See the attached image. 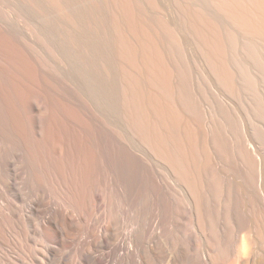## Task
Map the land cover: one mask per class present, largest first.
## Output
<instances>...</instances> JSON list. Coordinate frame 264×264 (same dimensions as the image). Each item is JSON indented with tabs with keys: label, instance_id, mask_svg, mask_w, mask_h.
<instances>
[{
	"label": "bare ground",
	"instance_id": "1",
	"mask_svg": "<svg viewBox=\"0 0 264 264\" xmlns=\"http://www.w3.org/2000/svg\"><path fill=\"white\" fill-rule=\"evenodd\" d=\"M27 1L28 3L31 4L34 0H27ZM44 1L49 6L55 8L58 12H60L63 15V17L68 21L73 23L77 20L79 22L83 21L84 23L83 25H86V27L88 28L87 31L91 35L93 34L96 35L94 40L96 42L93 41L94 44L92 45L90 43L91 45L89 44V46L94 51L99 50L100 54L97 55L101 59V69L103 70L102 72H105L106 77H108L107 74L115 70V68L116 70H119V71H115L118 74L121 71L122 73L127 75L126 78V75L124 76L123 74L124 77L122 78V79L126 78L128 80L125 84V87H123V93H121L122 96H124L122 100L123 102L121 104L122 109H120L121 112L116 111L119 110L118 108H115L116 109L115 111L112 110L111 111L114 114L115 113L118 114V121L119 120L120 122L121 120L124 121V123L123 122L122 123L123 125L125 124V128L126 126L128 127L127 129H129L131 136H129L128 138V136L125 137L117 134V135H111V137L109 136V138L108 137L102 139L98 138L99 139L98 141H90L91 144L90 143L89 144L91 146L88 145L87 142L85 141L86 144L90 147L85 146L87 147V149H85L84 147V150H89V153L86 156V158L82 157L84 158L83 164L85 167L84 173L81 176L82 178H80L81 179L80 182H82L81 183L82 185L78 186L79 184L77 183V180H76V184L78 185L73 184L72 186L71 184L72 189L73 188L74 189L73 191H68V192H72L70 199L68 195L69 200L66 201L65 199L62 200L63 198L61 197L62 196L61 194H63L64 192L63 187H62L63 191L62 193H60L59 190L54 186L55 183L53 186H49V184L52 185V181H50L51 183L47 185V183L46 184L43 183L44 181H41V179L40 181L38 180L39 179L38 175L35 178L31 177L30 174L33 172V170L31 172V170L28 169L30 168L29 163H31L33 167L32 169H34V167H36V163L38 162L34 160L35 159L34 156L32 157L31 155H27L29 149L27 153H25V151L22 149L20 150L21 152H18L19 149L17 152H15L16 150L13 151L14 150L13 143L17 142L13 140V137H15L14 135L18 136L20 134L18 138L21 136L20 138L22 139V137L26 134L27 137L26 135L24 137H26V140L30 139L29 142L30 144L32 142L35 145L34 147L37 150L35 151L38 153V156L43 163L45 162L44 156L45 158L48 159V161L50 160V157L53 156L54 163L52 160V164H54L53 167L55 168L54 171H56L55 174L56 176L60 175V177H63L67 171L66 172L62 171V174L64 173L63 175L61 174V172L59 174V171L63 169V166H66L64 165L66 162L64 161L65 158H63L62 162L64 164L62 165L61 164L62 159L60 158L63 157L62 155L64 154L63 152H65L67 150V147L68 146L70 147L71 144V142H68L67 147H65L66 145L65 142H63V140L65 141L67 140L64 139L65 136H67L65 134H68L67 137L69 138L70 133L71 132L74 133V130L76 128L75 129L72 128L71 129L72 131L68 130L67 131L68 133L67 132L64 133L63 130L65 128H63V126L61 127L60 125L57 126L58 123L55 121L54 124L57 123L55 126L54 124L51 125L52 122L51 123L48 122L50 126L46 127L48 123H46L45 121L44 123H46L45 124L46 128L43 126L44 123L42 124L41 120L43 121L44 118L43 117L40 118V116H43L41 115V113L43 112V110L45 113V109L49 107H46L47 104L44 103V101L46 100L45 99L46 96L44 98V96H40L38 95L39 93L37 94L36 92V89H38L37 84L39 82L36 80L38 82L36 84V81L34 79H36L37 77L34 78L35 75L32 76L31 75L32 70H30L34 68H31L32 66L31 67L27 66L28 63L25 66L26 62L24 63L22 61V58L20 57L22 55L18 56L19 53L16 54L15 51L17 48L15 47L16 48L15 49L12 47L13 43H10L11 42L9 41L10 39L8 40L3 33L2 34L4 36L0 34V264H163L164 259L167 258L166 257L167 253L163 248L164 246L162 247L160 243V236H161L160 233L162 230L161 224L163 222V218H162L163 215L160 217L158 204L160 205L163 203V205L166 207L169 206V204H173L175 200V195L178 192H180L179 195H183V196L185 195L187 199L186 211L195 219L197 223L196 225H198V228H200L201 236L207 245L200 258H197L195 260H190L187 254L184 253L185 251L183 252L181 250L180 251L181 256L178 255L177 257L175 256L172 259H174V261H176L177 259V261H180L181 264L182 263L207 264V261L209 260L210 257L209 255L211 254L210 252L213 251V247H214L213 239H211V233H212L211 221L208 218V213L210 211L208 204L211 201V195L215 189L211 186L203 184L202 182L199 181L196 182L195 180L196 175H194L195 171L192 169L193 167L192 168L190 167L191 164H189L192 163V161H187L189 159L188 157L194 159V155L197 154V152L192 153L194 150L193 148L194 146L191 147L193 145L192 144L193 142L191 143L190 141H194V143H196L195 142L196 140V141H200L201 143H205L207 146H210L212 152L215 154V156L218 157L219 156L222 157L227 153H228L227 155H229V152L226 150L227 149L226 147L229 144L223 141L224 143L223 147L225 149L223 150L221 141L220 143L216 141L218 144L215 143L212 145H209L207 143V141L205 140L203 130L200 128L198 124V117L196 116L197 109L194 111L195 108H193L192 111H194L195 113L191 112V110L190 111L188 110V107L192 105L189 104L188 106L186 104L189 102H187L188 98L187 99L185 98L187 95H185V97L183 96L184 95L183 93L185 92H183L182 93L183 95H181V97L182 96L184 97V98L182 97L184 100L181 103H183L184 106L187 105L188 107L183 108L184 106L181 107L182 104L180 105V107L183 108L184 110L186 109L187 111L186 110L184 111L181 108L179 109L178 107L179 105L177 106L175 102L176 98L173 95L174 92H172V89L174 90L175 88L173 86V80H172L173 71L171 70L170 66L167 65L169 59L168 62L165 61L166 56L164 55L165 53L162 46L164 44L162 42L165 41L164 35L168 36L171 40L173 39V41L174 40L176 41V35L173 29L171 28V26L169 25L170 23L160 24L161 23L160 22L159 25L161 26L157 24L156 27H154L155 25H153V23L155 22H153L152 23L153 26H152L150 23L151 20H149L146 16H144L141 13L142 9L135 2V0H103L102 5L104 6L103 7L104 9L107 6L109 7L112 6L111 14L115 10L114 15H112L113 18L110 19V21L105 17H103L102 15L100 16L101 13L99 12V10H96V8L98 7L95 6V3H97L96 0L95 3L92 2L94 0H44ZM150 2L151 1H148L147 3ZM188 2L189 1H187L186 4L183 5L184 8H182V9H186V11L187 10L189 11L191 9V11L188 12V15L189 13L193 12L190 14L191 16L189 19L190 23L187 22V24L194 32V37H197L196 40L198 39V37H201L205 42L203 43L204 47L205 45L208 47V48L206 47L205 51H207L208 49V52L210 51V54L212 55V58L210 57L211 55L209 56L212 59L211 60L212 62L209 60L211 63L210 68H212L211 70L214 71V73L218 75L223 82L232 85V79L234 73L231 72L229 68H227L228 65L226 62L228 58H230L229 53L232 54L235 49L236 50L239 49V46L241 44L240 41L242 40V39L240 40V37L243 38V36H245L249 38L250 40L244 37L246 41L248 40L252 42V44L249 42L250 46L256 44V46L255 45L252 46L253 52L256 51L255 49L257 48V43L259 40H262L264 43V0H199V3L195 2L196 4L195 5L193 4L195 6V9L194 7L190 8L191 5L190 3L188 4ZM91 3H93L94 6L91 5ZM70 4H79V6L81 7L83 6L84 8L81 7L77 8L78 10L76 14L70 13L69 10L67 9V5ZM153 4L155 3L153 2ZM153 4H150L151 8L152 6L154 7L156 5ZM99 8L100 7H98L97 9ZM80 9H82V11ZM95 11H98L100 14L99 13L97 14ZM180 22L182 21L180 20ZM174 25H176V23ZM157 27L158 29L154 30V28ZM111 28L115 31V32L113 31L114 32L113 38L112 36H110ZM161 34L163 35V39H161L162 36ZM196 40L194 38V41ZM253 41L256 43H253ZM166 42H168V40ZM247 42H244L246 43L244 44L245 46L246 45L248 46ZM111 43L114 48H112L113 54L110 55L109 48L112 47ZM259 44H261L260 41ZM227 45L230 47V48L228 47V49L233 50V52L227 51L228 50ZM262 47L264 50V46ZM40 51L41 50H39L38 52L40 53ZM26 52L32 55L28 50ZM23 54H25V52ZM54 54H55V59H57L60 62V66L64 64V66H66L67 68L69 64L67 60L68 58L66 59L65 56L62 53H60L57 49H54L53 55ZM225 54L229 55L227 56L228 58L226 57V62H225ZM254 55L257 56L258 53L257 55L253 54L252 56L255 57ZM216 60L219 62L216 63ZM260 60H258V63ZM111 61L113 64L111 63ZM111 66L114 69L111 70ZM241 67H243V65ZM207 69H208V65H207ZM34 73L36 74L35 71L33 72V74ZM126 79L122 81L125 82ZM81 80L84 81V79ZM48 81L49 80H47V82ZM40 85L39 87H41ZM48 85L50 84L48 83ZM50 86L48 88H52ZM226 88L228 89V87ZM88 89H90L89 84L87 91ZM91 90H89V92ZM94 90L92 91L94 92ZM35 93L37 97L39 96L45 99L43 101L44 104L38 103L39 101L37 102L36 99L33 100V98L36 97L34 96ZM53 95L55 96V94ZM97 95H99L98 91H97ZM104 95H106V93ZM115 95L116 94H114L113 96ZM111 96L112 95H110V97ZM49 97H51V94ZM41 98L40 100H43ZM56 98L59 97L57 96ZM55 99H52L53 103H55L54 102ZM56 103H58V100ZM24 104L26 106L28 104V106L25 108L23 106ZM19 106H22V108L24 107V109L26 110L28 109V107H30L29 110L31 109L33 113L32 116L30 117L28 116L30 115L29 110H27L26 113H24L25 110L20 109ZM112 106H114V104L111 105V107ZM107 107L108 106H106V108ZM18 108L21 111L23 110V112L21 113L25 114L23 115L24 117L26 116L27 112H29L27 116L29 119L31 118L30 121H28L29 119L27 120L26 117L23 118L26 119V121L25 120L23 121V123L26 122V124H23L21 123L20 120L19 121L17 120L19 115H15V113L16 110L18 112L19 110ZM112 109L114 110V107H112ZM20 110L18 112L19 114H21ZM184 112L185 114L187 113L188 117L193 115V118L192 117L188 118L187 115L184 114ZM56 113L58 116V117L56 116L57 119L60 117L59 116L60 114L58 112ZM188 113H190V115ZM51 114L50 116H52ZM53 115L55 116L56 114L53 113ZM20 116H22V114ZM63 116H65V114ZM47 117L49 116H46V118ZM14 118L20 123L17 122L15 123ZM67 118L69 119L68 116ZM87 118L88 117H86V119ZM52 119L50 120L52 121ZM70 119L68 121H70ZM72 119L74 118L72 117ZM63 120L62 117L61 120L58 119V122H60L59 124H62L61 122ZM98 120L99 119H97V121ZM65 121L66 120H64V122ZM73 121L76 122V120ZM101 121H103V119ZM107 123L108 122H106V124ZM76 126H78V123L76 124ZM181 126L185 128L184 129L186 133L185 135L183 133L184 131H182V133L179 132L183 128ZM73 127H75V125ZM85 127L83 128L82 125V128L84 129L83 132L85 131ZM106 127H108V125ZM79 128H81V126ZM60 129H62L61 131L63 132L64 136H60L63 135L62 133L60 134L61 132ZM16 131H18L19 133L16 134ZM20 131L25 134L22 133L23 134L22 136ZM44 131L47 133L43 134ZM64 131H66V129ZM113 131L117 133L116 130ZM80 132L82 131H79V134ZM49 133H51L52 135L54 134L53 136L52 135L51 136L55 138L54 139L52 137L50 139H47V137L44 138L46 135L49 136ZM97 133L99 135L100 132ZM74 134L72 135V137L74 136ZM179 134L184 135V137L187 138L188 142H190L192 145H189V143H187L188 146H186L185 142L187 139L182 137V139L184 138L185 140L183 145L180 139L181 136L179 137L177 136ZM90 136H92V134ZM61 137H63V140ZM79 138L81 139L82 136L81 137L78 136V139ZM74 139L73 141L75 143ZM78 139L76 140L81 145L83 139L82 140L79 139L80 141ZM69 140H71V137ZM27 142L25 141L26 144ZM20 145H21L20 147H23L22 143ZM80 145L78 147H80ZM100 147H102V149L105 147L108 149L109 147L114 150H117V152L122 151V153H124L122 154V156L121 154L116 155L117 156L116 158L113 156L115 162V163L113 162V164L117 165V169L116 167L112 168L113 170L116 169L114 171L110 169L112 174H110L109 177H107V173H103L104 170L102 169V167H100L101 166L100 164H102L103 166L104 163H101L99 159L98 160L100 162L98 160H97L98 162H96L98 166L97 169L99 170L92 171L93 168L96 166L95 163H93L94 159L97 157L96 152L100 153L101 151L99 150H102L100 149ZM32 148L31 150L35 152L33 150L34 148L33 149ZM219 148L220 149L222 148L223 150L222 152L225 151L224 154L220 152L222 154L220 155V153L218 152L220 151ZM46 149H48L47 150L48 152L46 151ZM78 149L76 148V151L75 150L74 151L77 152ZM31 150L30 152H32ZM68 150L70 151L71 149L68 148ZM68 150L67 152H65L67 156L66 158L67 161H69L67 155V153H69ZM114 150H111V152L112 151L114 152ZM23 151L24 153H22ZM45 151L47 153H45ZM72 151L73 150H71L70 152ZM77 153H79V151ZM44 154H48V156L49 155L52 156L46 157V155ZM69 154L71 156V153ZM85 154L86 152L80 155L77 154L76 156L81 157V155L85 156ZM99 155L101 154H98V156ZM254 155H256L255 148L252 145L249 146L247 145V147L245 148V153L242 157V163L244 166L242 168L238 167L237 170V176L240 178V184L234 185L232 183L225 181V185L221 188V192L224 195L223 200L225 202H229L230 204H235L236 201L241 197H247L250 200H254L253 205L259 211H261V214H263L264 216V194L259 185L260 183L258 184L255 182L259 177L258 178L256 177L258 175V173L255 172L256 167L255 169H253L254 161L252 159V156ZM35 156L37 155L35 154ZM185 156L187 157L186 158L187 160L185 159ZM28 157L32 159L34 158L33 162L35 161L34 162L35 166H33L32 164L33 162L30 161ZM73 157H75L74 154ZM36 159L39 161L37 157ZM104 159L106 158L104 157ZM73 161H71L72 162L71 164H73ZM77 161L80 162L79 159ZM111 161L112 160H110V163ZM160 163L163 165V170H164L162 171L163 173L161 172L163 174L162 176L158 170ZM71 164L69 165L71 166ZM92 164L94 165V167ZM39 165L37 164V166ZM59 165L60 166L62 165L61 169H59L60 167ZM40 166L47 167L51 165L42 164ZM53 167H51V169ZM89 167L90 168L93 167L92 170L91 169L89 170ZM69 168L71 170L72 166ZM42 169L46 171L45 168ZM192 170L194 172H192ZM77 171L79 172L78 169ZM71 172L73 173L74 170H71ZM47 173L48 171L44 173L46 174L45 175L46 177L47 175H51L52 170L50 171V174ZM192 173L195 176L194 181H193ZM255 173H257V175H255ZM39 174L43 175L42 172ZM81 174L82 173H80V175ZM40 175L39 177H41ZM50 177H55V176L53 175L49 176L48 179ZM60 177L59 179H62ZM36 179L38 181H35ZM51 179L52 178H50V180ZM66 179L68 178L65 177L64 181H66ZM260 179L261 178H259L258 180L260 181ZM57 180L58 179H56V181ZM70 180L71 178H69V182ZM62 181L58 180V182H62ZM176 181H178V183H176ZM58 182H57L58 185L62 184ZM73 182H75V180ZM66 185H68L67 182ZM71 186L69 185L70 188ZM65 188L67 190H70V188L67 187ZM59 189L61 190V188ZM230 220L235 225L242 228V230L245 229L247 232L246 234H248L247 236L248 241L249 239H251L250 243L251 242L252 244L255 243L257 249L264 253V220L263 222H261V225H259L260 227L256 228L257 232H255L253 236L251 235V230H250V226H252L253 224L251 223L252 225H249L250 221L248 219H247L248 221H246V219L244 220V218L241 220L231 218ZM215 225L217 229L220 231V233L224 235L225 233L224 221L221 218H218L215 220ZM164 231L165 230L163 229V232ZM249 234L251 236H249ZM244 254L245 255H242V261L240 258L241 264H250L249 261L250 257L248 258L250 251L248 250V253L246 252ZM221 263L232 264L233 262L223 263L222 261Z\"/></svg>",
	"mask_w": 264,
	"mask_h": 264
},
{
	"label": "rangeland",
	"instance_id": "2",
	"mask_svg": "<svg viewBox=\"0 0 264 264\" xmlns=\"http://www.w3.org/2000/svg\"><path fill=\"white\" fill-rule=\"evenodd\" d=\"M99 1H100V3H99ZM148 1H151V2L153 1L156 5L153 4V2L147 3ZM148 1L147 0H135V2L142 9L141 13L144 16H146L149 20H151L150 21L151 25L153 22H155V23H153V25H155L154 27H156L157 24L159 25L160 22H161L160 24H162V23H164V24L168 23L169 24L170 23L169 25L171 26V28L173 29V31L175 32V35H176V41L177 42L175 40L173 41V39L171 40L168 36L164 35L165 41L162 42V43H164L162 46H163V50L165 53L164 55L166 56L165 61L168 62V59H169V62L167 63V65H169L171 70L173 71L172 80H173V86L175 88L173 87L174 90L172 89V92H174L173 95L176 98L175 102H176L177 106L179 105L178 106L179 109L182 106H184V104L181 102H183V100H184L183 98L185 97V95H187L185 98L186 99L188 98L187 102H189V103H186V102H184V103H186L188 106H189V104L192 106H189L190 107V109H189V107L185 104L186 106H184L183 108L188 107V110L189 111L191 110V112H194L197 109L196 110L197 111L196 116L198 117V124H199L200 128L203 130L205 140L207 141V143L209 145H212V144L217 143L216 141H218V143H220V141H221V145H222L223 150H225L223 147V144H224L223 141H225L227 144H229L226 147L227 148L226 150L229 152V155H227L228 154L227 153L226 155H223L224 156V158H223V156L222 157L221 156H219V157L215 156V154L212 152L210 146H207L205 143H201L200 141L195 140L196 143H194V141H190L191 143L193 142L192 143L193 145H192L190 142H188V139L184 137V135L186 133L184 131L185 128L183 126H181V127H183L182 128L183 130L180 127L181 130L179 129L180 130L179 132L182 133V131H184L183 132L184 135H182V134L177 135L178 137L181 136L180 139H181V143H183V145H184V141H185L184 138H185V139H187L185 142L186 146H188L187 143H189V145H192L191 147L194 146L193 147L194 150L192 148V150H193L192 153L197 152V154L194 155V159L192 158L193 160L190 157H188L190 160L189 159L187 160L186 159L187 157L185 156V159L187 161H192V163H189V162L188 163L191 164L190 167L191 168L193 167L192 169L195 171L194 172L192 170V172L195 173L194 175H196V179H195L194 178L195 176L192 173L193 181L195 179L196 182H198V181L202 182L203 184L211 186L215 189L211 195V201L208 204L209 205L208 207L210 210L208 213V218L211 221V230H212L211 231L212 232L211 233V239H213L214 247H213V251L210 252L211 254L209 255L210 257H209V260L207 261V264H220L222 261H223V263L233 262L232 264H241L240 258L242 261V255H245L244 253H246V252L248 253V250L250 251V254L248 256V258L250 257L249 258L250 264H264V253L257 249V246L255 243H253V244H252V242L250 243L251 239H249V241H248V238H247L248 234H246L247 232L245 229L242 230V228L235 225L230 220L231 218H235V219H239V220L244 218V220L246 219V221L249 220L250 221L249 225L253 224L252 226H250L251 235L253 236L254 233L257 232L256 228H259L260 227L259 225H261V222H263V220H264L263 214H261V211H259L253 205L254 200H250L247 197H241L240 199H238L236 201L235 204H230L229 202H225L223 200L224 195L221 192V188L225 185V181L232 183L234 185L240 184V178L237 176V170H238V167L242 168L244 166L242 163V157L245 153V148L247 147V145L248 146L252 145L256 151V155L252 156V159L254 161L253 169H255V167H256L255 172H257L258 175H257V173H255V175H257L256 176L257 178L258 177L261 178L260 181L258 180L259 179L258 178L257 181H255V182L258 184L260 183L259 185H260L261 190L264 194V67H263L264 66V59H263L264 58V50L262 47V46H264V43L262 40H259L260 43L262 44V46H261V44H259V41H258L257 48L255 49L256 51H254L255 53L252 50V46L253 45L256 46V44H253L252 46H250L249 44L250 43L252 44V42L248 41V40H247L248 41L247 42L245 40V38H247V37H245V36H243V38L240 37V40L241 39L242 40L240 41L241 44H240L238 50L235 49L233 52V50L228 49L229 46L227 45V49H228L227 51L233 52L232 53L233 55L231 53H229L230 56L228 54H225V62H226V57L229 56L231 59L227 57L228 60H230V61L227 60V62H226L228 65L227 68H229V70L234 73V76L232 79V85L226 84L225 82L222 81V79L218 75H216L214 73V71L211 70L212 68H210V65H211L210 61L212 60L211 59L212 55L210 54V51L208 52V49H207V51H205L207 46L205 45V47H204V45H203V43H205L204 40L201 37H198V39L196 40L197 37H194V32L192 31V29L187 24V22L190 23L189 22V19L191 17L190 14L193 12L189 13V15H188V12H190L191 9L189 11L188 10L186 11V9H182V8H184L183 5H185L187 1H189L188 4L190 3V5H191L190 8L194 7V9H195L194 5L196 3H199V0H197L198 2L196 0H194V1L193 0H186V1L185 0H183V1L182 0H169V1L168 0H148ZM92 2L95 3V0ZM96 2L97 3H95V6L100 7L99 9H97L98 8L97 7L96 10H99V12L101 14L98 11H95V12L97 14L99 13L100 16L102 15L103 17H105L106 19H108L110 21V19L113 18L112 15H114L115 10L111 14V11H112L111 7L112 6L111 7L107 6L104 9L103 8L104 6L102 5L103 0H96ZM173 3H175V4H173ZM150 4H153L155 6L154 7L152 6V8H151ZM91 5L94 6L93 3H91ZM157 5H158V8H157ZM190 5H188V6H190ZM178 6L181 8H179ZM80 7L81 6H79V4L67 5V9L69 10V12L74 13V14H76V12L78 10L77 8H80ZM81 8H84V7L82 6ZM80 10L82 11V9H80ZM183 11H184V13H183ZM83 13H84V10H83ZM187 15L189 16V18ZM180 20L182 22H180ZM77 21H75L74 23L68 21L67 19H65L63 17V15L60 12H58L55 8L49 6L44 0H34L31 4L28 3L27 0H0V32H1L0 34L1 35L4 34L8 40L10 39L9 40V41H11L10 43H13V46H12V44H11V46L13 48L16 47L18 49L17 50L15 48L16 49L15 52H16V54L19 53L18 56L22 55L20 57L22 58V61L24 63L26 62L25 66L28 63L27 66H29V67L32 66L31 68L35 69L34 70V69L29 68L30 70H32L31 75L32 76L35 75L34 78L37 77L36 79H34V78H32V79H34L35 81L37 80L39 82L38 83L36 81V84L38 83L37 84L38 89H36V92H37V94L39 93L38 95L44 96V98L46 96V98H45L46 100H45L39 96L37 97L36 93H35L34 96H36V97L33 98V100L36 99L37 102L39 101L38 103H43V101L45 100L44 103L47 104L46 107H49L47 109L44 108L46 116H49V117L46 118L44 110L42 112L43 114L41 113V115H43V116H40V118H42V117L44 118L43 121L41 120L42 124L44 123V121L46 123L52 122L51 125L54 124L55 122H57L58 123L57 126L60 125L61 127L63 126V128L66 129V131H64L65 129L63 130L64 133H66L68 130L72 131L71 130L72 128L73 129L76 128L75 129L76 132L74 130L75 134L73 132H71L69 135L71 137L72 141L69 140L70 137L69 138L67 137L68 134H65V135H67L64 138V139H67L66 141L63 140V137H61L63 142H65V145H66V146L65 145H63V146L67 147L68 142H71L72 145L69 143L70 147L68 146L67 150H68V148L73 150L72 152H70L71 150L70 151L68 150V152L71 153V156L69 153H67L68 160L70 162L67 161V159H66L67 158L66 153H65V152H67L66 148H65L66 151L63 152L64 154H62L63 157L60 158V159H62L61 162L63 161V158H65L64 161L66 163L64 164L62 162L61 164L62 165L64 164L66 166H63V169L61 171H59V170L58 171H59V174H60V172L62 174V171H64V172L67 171L65 173L66 176L64 175L63 177H60L59 174H57L59 176H56V174H55L56 171H54L55 168L53 167L54 164H52V160L54 163L53 156L52 155L48 156L49 153L44 154V155H46V157H50V156H52V157H50V160H49L51 162L50 163L48 161V159L45 158V156H44L45 162L43 163L40 160L38 153L36 152L37 150L34 147L35 145L31 142V144L33 145V148H34L33 149L32 145L29 143L30 139L26 140L27 135L21 131H20L21 134L23 133L26 135V137H24L25 135L23 136V134H22V136L24 137L25 140L22 137V139L24 140L23 141L20 138L21 136L18 138V136L20 134L18 136L14 135L15 137H13V140L17 141L16 142L17 145L13 141L14 142L13 143V148H14L13 151L16 150L15 152H17L19 149L18 152H21L20 150L22 149L25 151V153H27L28 149H29V152L27 155H31L32 157L34 156L35 159L34 158L33 159L38 162V163H36L37 168L34 167V169H32L33 167L31 165V163H29L30 168H28V169H30L31 172L33 170L32 173L30 172L31 173L30 176L35 178L38 175V178H39L38 180L40 181V179H41V181H44L43 183H45V184L47 183V185L49 183H51L50 181H52V185L49 184V186H53L55 183L54 186L59 190L60 193H62V191L64 190L63 194H61L62 195L61 197L63 198L62 200L65 199V201L70 199L72 192H68V191H73L74 188L72 189V186H73V184H76V180H77V183L79 184V185L78 184H76V185H78V186L82 185L81 184L82 182H80L81 181L80 178H82L81 176L83 175L84 170H85L84 169L85 167L83 164V159L86 158V156L89 153V150H84V147L90 145L91 144L90 141H98L99 139H102L105 137L109 138V136L111 137V135H117V134L121 135V136H125V137L128 136V138H129V136H131L129 129H127L128 127L126 126V128H125V124L123 125L124 121L123 120H121V122H120V120L118 121V114H116V113L114 114L112 112V111L116 110L115 108L119 109L116 111L121 112L120 109H122L121 104L123 102L122 100L124 97V96H122L121 93H123V87H125V84L128 80V79H126L127 75L122 73L121 71H120V73L122 75L120 73L118 74L115 71H119V70H116V68H115V70L108 73L107 74L108 77H106L105 72H102L103 70L101 69V59L97 55V54H100L99 50L94 51L89 46L90 43L92 45L94 44L93 41L95 40L96 35L93 34L94 35V37H93V35H91L87 31L88 28L86 27V25H83L84 24L83 21L82 22L81 21L77 22ZM171 22H174V23H171ZM175 23L177 26L178 25H180V26H178V28H177V26L174 25ZM93 26H94V24H93ZM159 26H161V25H159ZM152 29H153V27H152ZM155 29H158V27L154 28V30ZM113 31L114 30L111 28L110 32L112 33ZM114 32L112 34L110 33V36H112V38L114 37V35H113ZM191 36L194 37L196 41H194V38H192ZM166 37H168V38H166ZM161 39H163V35L161 36ZM247 39H249V38H247ZM167 40H168V42H166ZM12 41H14L15 43ZM254 41H253V43H256ZM94 42H96V41H94ZM194 42H196V43H194ZM244 42H247L248 46L247 45L245 46L244 44H246V43H244ZM258 45H259V47H258ZM111 46H110L111 48H109L110 49L109 50L110 55L113 54L112 48H114L112 43H111ZM26 49L32 55H30L28 52H26L27 51ZM54 49H57L60 53H62L66 59L68 58L67 60H68L69 64H68L67 68H66V66H64V64H62L60 66V62L57 59H55V54L53 55ZM247 49H249V50H247ZM39 50H41L42 52L40 51V53H39L38 52ZM250 50H252V51H250ZM21 52H22V54H21ZM24 52H25V54H23ZM256 52L258 53V55ZM204 53H205V55H204ZM234 53H237V54H234ZM253 54H256L257 56L254 55L255 57H253L252 56ZM236 55L238 56V59H237ZM248 55H249V57H248ZM207 57L210 59H208ZM207 59H208V61H207ZM36 60L39 61L41 65ZM251 60H253V61H251ZM258 60H260L259 63H258ZM217 62H219V61L216 60V63ZM235 62H237L238 64ZM111 63H112V61H111ZM206 64L208 65V69H207ZM241 64L243 65V67H241L242 66ZM260 66H261V68H260ZM72 67H74L75 69ZM112 69H114V68H112V66H111V70ZM245 69H246V71H245ZM70 70H72V71H70ZM34 71L36 72V74L35 73L33 74ZM38 71H40L42 74ZM233 73H232V75H233ZM123 74H124V76L126 75V78H124V79H126L125 82H123L124 79H122L124 77ZM52 75L54 76V78ZM78 75H80V76H78ZM82 75H83V78H82ZM250 76H252V77H250ZM74 77H75V79H74ZM56 78H57V80H56ZM71 78H72V80H71ZM81 79H84V81ZM47 80H49V81L47 82ZM93 81H94V84H93ZM106 81H107V83H106ZM104 82H105V84H104ZM48 83L51 86L48 85ZM80 84L83 86H81ZM88 84H89L90 89H88V91H87ZM39 85L42 87V89H41V87H39ZM101 85H103V86H101ZM49 86L52 88H48ZM55 86H56V88H55ZM96 86H97V88H96ZM93 87H95V88H93ZM103 87H104V90H103ZM109 87L111 88V91H110ZM226 87H228V89ZM46 88L50 89V90H47ZM91 89L92 90L97 89L96 93H95V90L93 92ZM89 90H91L92 92L91 91L89 92ZM57 91H59V92H57ZM97 91H98L99 95H97ZM50 92H52V93H50ZM61 92H63V93H61ZM183 92H185V93H183ZM49 93L51 94V97H49L50 96ZM93 93L96 95H94ZM105 93H106V95H104ZM53 94H55V96ZM100 94H102V95H100ZM114 94H116V95L113 96ZM56 95L59 98H56L57 97ZM110 95H112V96L110 97ZM181 95H183L184 97L182 96L183 97L182 98ZM90 96H92V97H90ZM93 96H95V97H93ZM67 97H68V99H67ZM40 98L43 100H40ZM52 99L56 100V101L54 100L55 103H53ZM118 99H120V100H118ZM181 99H182V101H181ZM57 100H58V103H56ZM80 100H82V101H80ZM63 101H64V103H63ZM103 103H104V105H103ZM56 104H58V105H56ZM113 104H114V106H112V107H114V110L111 107V105H113ZM180 105H181V107H180ZM23 106L26 108L28 106V104H27V106L25 104ZM106 106H108V107L106 108ZM24 107L22 108V106H19L20 109H24ZM75 107H76V109H75ZM29 108L30 107H28L27 110H29ZM183 108H181V109L184 110ZM193 108H195L194 111H192ZM73 109H75V110H73ZM19 110H18V112H19ZM24 110H25L24 113H26L27 110L26 109H24ZM65 110H66V112H65ZM102 110H104V111H102ZM54 111H56L60 114V115L58 114L60 116L59 118L56 119L57 113ZM85 111H87V112H85ZM109 111H110V113H109ZM18 112L16 110L17 114L15 113V115H19V117L18 118L16 117V118L18 121L20 120L21 123H23L24 120L26 121V119H23V118L26 117L28 120L29 119L28 116L30 117L33 114L31 109L29 110L30 115H28L29 112H27L25 117L23 116L25 114L21 113V112H23V110L22 111L20 110V113L22 114L23 117L20 116L21 114H19ZM49 112H50V114L52 112V114H51L52 116H50ZM77 112H79V113H77ZM53 113L56 115L54 116ZM71 113H73V114H71ZM104 113H107V114H104ZM190 113H188V114L190 115ZM64 114H65V116H63ZM184 114H185V112H184ZM185 115H187V113ZM67 116L69 117V119L71 118L70 121H68L69 119L67 118ZM71 116L74 119H72ZM106 116H107V118H106ZM52 117L55 120H53ZM61 117H62V120L64 118V120H66V121L64 122V120H63L61 122L62 124H59L60 122H58V119L61 120ZM86 117H88V118L86 119ZM110 117L112 120L110 119ZM187 117H188V115H187ZM190 117L193 118V115L189 116L188 118H190ZM30 119L28 121H30ZM50 119H52V121ZM97 119H99V120L97 121ZM102 119H103V121H101ZM17 120L15 119L14 122L20 123ZM73 120H76V122H74ZM106 122H108V123L106 124ZM119 122H120V124H119ZM46 123L43 124L44 127H45ZM64 123H66V124H64ZM77 123H78V126H76ZM87 123H88V126H87ZM99 123H100V125H99ZM23 124H26V122ZM56 124H54V126ZM89 124L91 127L89 126ZM95 124L97 125V127ZM72 125L73 126L75 125V127H73ZM82 125H83V128L86 126L85 131L90 129V130L86 131V134H85V131L83 132L84 129L82 128ZM107 125H108V127H106ZM48 126H50L49 123L47 124L46 127H48ZM80 126H81V128H79ZM98 126L99 127L101 126V127L99 128ZM87 127H88V129H87ZM93 127H96V128H93ZM111 127H112V129H111ZM107 128H110V129H107ZM255 128H256V130H255ZM62 129H60V131ZM118 129H119V131H118ZM78 130L82 131V132H80V134H79ZM113 130H116L117 133ZM102 131H104V132H102ZM63 132L61 131L60 134L61 133L63 134ZM97 132H100L99 135ZM17 133H19V132L16 131V134ZM46 133L47 132H45V131L43 132V134H46ZM72 133L74 134V136H77V137L73 136L75 139L72 137V135H73ZM81 133H82V135H81ZM14 134H15V132H14ZM91 134H92V136H90ZM51 135H52L51 133H49V136L44 135L45 136L44 138L47 137V139H50L54 134L52 136ZM60 136H64V134L60 135ZM78 136H80V137L82 136L81 139L79 138L80 140L83 139L81 145L76 140V139H78ZM92 137H93V139H92ZM178 137H177V139H178ZM182 137H184V138L182 139ZM14 138L17 140H15ZM72 138L75 140V143H74ZM87 139L89 142L87 141ZM25 141L26 142L28 141L27 144L25 143ZM85 141L87 142L88 145L86 144ZM20 142L22 143L23 147H20L21 146ZM28 144H30V145H28ZM76 144H77V146H76ZM79 145H80V147H78ZM74 146H75V148H74ZM90 146H88V147H90ZM30 147L34 151L36 150L35 151L36 153L33 152ZM72 147H73V149H72ZM76 148L77 149L80 148L77 150V152L79 151V153L75 152ZM222 148L221 149L219 148L220 151H218V150L217 151L219 153L221 152L222 154H224L225 151L222 152L223 151ZM82 149H83V151H82ZM85 149H87V147H85ZM100 149H102V147H100ZM30 150L32 152H30ZM47 150L48 149H46V151ZM49 150H50V148H49ZM94 150H95V148H94ZM111 150H114V149L109 148V147L107 149L105 147L102 150H99L101 152L102 151H105V152H102V153L96 152V155L98 158L96 157L94 159V162H93V163H95L96 166L94 167V165L92 164L94 168L89 167V170L90 169L92 170V168H93L92 171H98L99 169H97L98 166H97L96 162H98L100 160L101 163L105 164V165L103 164V166H102V164H100L101 165L100 167H102V169L105 171V172L103 171V173H107V177H109L110 174H112L110 169L113 170L112 168H115V167L117 169V165L113 164L114 157L116 158L117 157L116 155L121 154V156H122V154H124V153H122V151L117 152V150H114V152L113 151L111 152ZM24 151L22 153H24ZM46 151H45V153L48 152V151L47 152ZM84 152H86L85 156H82V155H81V157L76 156L77 154L80 155V154H83ZM72 153L74 154L75 157H73ZM75 153H77V154H75ZM221 153H220V155H222ZM35 154L37 156H35ZM98 154H101V155L98 156ZM30 157H28V158L30 159V161L33 162V159ZM36 157L39 159V161L36 159ZM82 157H84V158H82ZM104 157L106 159H104ZM76 158H77V160L79 159L80 162H78L76 160ZM81 158H82V160H81ZM110 160H112L111 163H110ZM71 161H73V164H71L72 163ZM34 162L32 163L33 166H35ZM37 164L38 165L39 164L40 165L45 164V165H51V166L43 167L40 165L37 166ZM69 164H71V166H72L71 170H74L73 173L71 172V170L69 168V167H71ZM62 165L61 166L59 165L60 166L59 169L62 168ZM73 165H75V166H73ZM77 165H79L80 167ZM76 166L79 168H77ZM38 167L45 168L46 171H48L47 174H50V171L52 170L51 175H47V177H46L45 176L46 174H44L46 171L44 169H42V168L40 169ZM51 167H53V168L51 169ZM74 168H76V169H74ZM77 169L79 170V172L77 171ZM116 169H114V170H116ZM30 170H28V171H30ZM68 170H70V171H68ZM158 170L162 176L163 175L162 171H164V170H163V165L161 163L159 164ZM41 172L43 173V175L45 177L42 174L41 175L39 174ZM53 172L55 175L53 174ZM80 173H82V174L80 175ZM39 175L42 178L39 177ZM52 175L55 176L56 179H58L59 181L60 180L61 181L63 180V181L58 182V180L56 181L55 177H50V178H52L51 180H50V178L48 179V177L52 176ZM59 177L62 179H59ZM65 177L68 178V179H66V181H64ZM69 178H71L70 182H69ZM38 180L36 179L35 181H38ZM74 180H75V182H73ZM57 182L62 183V184L58 185ZM66 182L68 183V185H66ZM176 183H178V181H176ZM71 184H72V186H71ZM60 185H62V186H60ZM69 185L71 186V188L69 187ZM62 187L64 188L63 190H62ZM65 187L70 188V190H67ZM59 188H61V190ZM179 193L180 192L176 193L175 200H174L173 204H169V206H167V207L164 206L163 203L160 205L158 204L159 211H160V213H159L160 217L163 215L162 216L163 222L161 224L162 230L160 233V235H161L160 236V243H161L162 247L164 246L163 248L165 249V251L167 253L166 254L167 258H165L166 260L164 259L163 264H181L180 261H177V259H176V261H174V259H172L175 256L177 257L178 255H180L181 250L183 252L185 251L184 253L187 254V256L190 258V260H195L197 258H200L201 255L203 254L205 248H206V245H207L201 236L200 228H198V225H196L197 223H196L195 219L186 211V206H187L186 200L187 199H186L185 195L184 196L179 195ZM68 195H69V199H68ZM218 218H221L225 223L224 235H222L220 233V231L217 229V227L215 225V220ZM163 223L165 224V226ZM163 229L165 230L164 232H163ZM251 235L249 234V236H251ZM250 244L253 246H251ZM253 248H256V249H253ZM252 251H253V253H252ZM218 261H221V262H218ZM173 262H175V263H173Z\"/></svg>",
	"mask_w": 264,
	"mask_h": 264
}]
</instances>
